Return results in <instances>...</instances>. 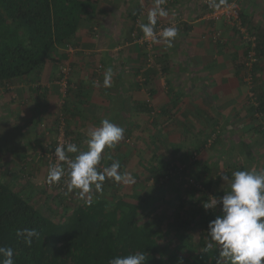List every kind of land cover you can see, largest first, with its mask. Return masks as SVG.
<instances>
[{
    "label": "crops",
    "instance_id": "obj_1",
    "mask_svg": "<svg viewBox=\"0 0 264 264\" xmlns=\"http://www.w3.org/2000/svg\"><path fill=\"white\" fill-rule=\"evenodd\" d=\"M89 1V13L83 15L73 39L60 45L52 60L44 62L31 77L10 83L9 89L0 86V135L4 136L0 139V176L3 179L11 180L14 189L24 187L31 191L33 201L39 193H47L49 197L45 201L52 198L42 188L49 171L44 155L54 144L55 124L60 114L81 150L87 149L88 130L98 127L103 119L122 127V141L114 149H105L102 155L120 161L130 153L125 141L134 136H146V140L154 141L157 136L175 141L179 138L177 141L184 145L181 151L192 153L214 128L218 133L215 144L209 149L199 148L195 158L217 164L218 171L213 166V176L206 173L203 180L208 182L210 177L211 183L221 180L225 184L219 189L221 193L226 187L230 190L236 165L224 169L222 175L220 166L236 155L232 151L229 157L219 150L228 146L235 149L237 144H242L246 149L244 163L240 165L248 166L245 167L248 170L264 171V150L253 147L264 144V130L261 131L252 114L248 87L237 76L241 75L237 66L242 50L238 54L236 50L241 42L230 24L222 21L218 25L206 18L201 0L161 3L167 15H157L156 25L176 27L178 35L171 47L163 39L153 42L154 60L149 62L145 47L132 39L131 30L138 20V31L142 32L140 25L149 22L156 0ZM245 1L249 4L242 9L253 18L255 0ZM214 34H218L216 39L212 37ZM61 64L70 67L65 96L57 84ZM98 66L100 69L96 71ZM108 69L113 73L112 83L105 87ZM257 76L264 84V56ZM150 110L155 114L151 115ZM151 155L137 154V158L149 159ZM27 157L30 162H26ZM199 167L196 165L195 170L201 176ZM222 176L229 179L224 181Z\"/></svg>",
    "mask_w": 264,
    "mask_h": 264
},
{
    "label": "trees",
    "instance_id": "obj_2",
    "mask_svg": "<svg viewBox=\"0 0 264 264\" xmlns=\"http://www.w3.org/2000/svg\"><path fill=\"white\" fill-rule=\"evenodd\" d=\"M171 1L163 0V4L166 2L168 5ZM89 2L0 0V86L9 89L10 83L31 77L38 73L44 62L52 60L58 47L73 39L83 15L89 13ZM230 2L239 5L235 0H202L201 5L204 13H208L212 6ZM238 17L240 27L233 21L230 24L243 47V59L237 66L241 75L237 76L249 89L247 96L252 114L263 131L264 84L259 82L257 70L264 56V28L253 23L244 9L238 10ZM222 21L229 24L226 20ZM157 29L158 25L155 26ZM134 31L136 35H133ZM141 34L143 32L138 31L135 22L131 30L132 39L137 41ZM251 51L255 53V61L248 67L245 61L250 59L248 53ZM145 52L148 59V52ZM151 57V61L154 60L152 49ZM66 132L69 133L67 128ZM215 133L216 130L211 129L192 153L181 151L183 145L177 141L179 138L175 141L174 138L155 137V141H152L154 151L161 147L165 154L153 152L149 159L146 156L139 158L137 166L140 169L131 171L135 183H131L128 190L123 189L122 182L106 179L102 192L91 193L90 205L86 203L87 198H81L70 212L61 216L50 209L46 211L43 205L37 204L38 201H33L31 191L24 187L14 189L11 180L0 176V247L13 249L14 264H108L116 256L141 251L146 255V264H226L219 257L217 247H207L210 241L205 239L203 233L197 239L194 233L195 227L208 230V223L220 214H213V208L205 209L203 205L229 191L228 187L222 193L216 191L219 179L217 183H211V169L214 166L218 171L217 164L199 162L195 158L199 148H211L215 144ZM0 139H4V136L0 135ZM74 141L77 144L75 137ZM54 146L55 138L49 151L54 150ZM232 151L233 146L219 150L220 154L225 153L229 157ZM130 155L126 153L121 161L103 157L99 168L102 170L112 162L119 161L120 171L125 173ZM164 157L169 158L164 160ZM30 160L27 157L26 162ZM198 164L201 176L196 174ZM225 165L227 169L237 165L235 171L245 167L233 164L232 158L225 160ZM206 173L211 175L208 182L203 180ZM141 183L151 184V194L141 191ZM42 188L50 192L49 195L55 193L61 197L68 194V191L59 193L49 190L46 184ZM166 196L168 208L158 207L159 199ZM48 197L46 195V199ZM63 199L70 198L64 196ZM196 215L199 220L195 218ZM23 229H35L38 233L31 245L26 244L23 237L17 236V231Z\"/></svg>",
    "mask_w": 264,
    "mask_h": 264
},
{
    "label": "clouds",
    "instance_id": "obj_3",
    "mask_svg": "<svg viewBox=\"0 0 264 264\" xmlns=\"http://www.w3.org/2000/svg\"><path fill=\"white\" fill-rule=\"evenodd\" d=\"M163 0H156V8L149 13V22L141 24L145 38L153 42L163 39L169 47L178 35L176 27L162 30L161 36L155 34L157 15L166 16L167 12L160 7ZM112 70L108 69L104 76V86L112 83ZM2 131V130H0ZM124 138V129L105 118L98 127L88 130L87 149L81 150L75 143L58 145L55 157L59 162H65L67 169L61 163L49 168L48 183H58L65 176L68 192L78 191L79 195L87 197L86 203H92L91 193L103 191L106 179L124 184L135 183L128 173L120 171L119 161L110 166L99 168L105 149H114ZM68 154H75L72 158ZM224 181L227 176L221 177ZM221 205L220 214L208 223L207 236L210 241L208 248L219 249V257L226 264H264V171L237 170L232 173L230 190L219 199L204 204L205 209ZM17 236L23 237L26 244L31 245L38 236L35 229L17 231ZM0 264H14V251L11 247H0ZM108 264H146L143 251L126 256H116Z\"/></svg>",
    "mask_w": 264,
    "mask_h": 264
},
{
    "label": "rangeland",
    "instance_id": "obj_4",
    "mask_svg": "<svg viewBox=\"0 0 264 264\" xmlns=\"http://www.w3.org/2000/svg\"><path fill=\"white\" fill-rule=\"evenodd\" d=\"M202 1V0H201ZM226 2V1H225ZM249 4L248 2H246L245 0L243 1H241V2H239L238 4V8L239 9H242V7L243 8H245L246 7V5L247 4ZM255 3H256V7L257 8H255L254 10H253V18L252 17H250L251 18V21L253 22V23H255V24H257V25H259L260 24V27H263L264 28V4L262 3V0H255ZM229 4V3H228ZM234 4V3H233ZM208 13H205V16H206V18H208V19H210L209 17H208V15H207ZM212 20V19H211ZM216 22L218 23V25H220V22H222V20H216ZM230 27V26H229ZM203 35L204 36H206L205 35V33H203ZM237 39H239V38H237ZM241 41H240V39H239V43H240ZM241 51L242 50V52H241V57H242V54H243V47H242V43H241V45L239 46V48H237V53L236 54H238V51ZM241 60L243 59V58H240ZM246 87V86H245ZM150 114L151 115H153V112H150ZM217 132V131H216ZM147 133V132H146ZM144 134H142L141 136H143ZM214 135H215V138H217L218 137V133H215V134H213V138H214ZM152 141L153 140H151V139H148V140H146V136H144V137H140V138H138V137H135L134 136V138H129V140H126L125 141V144L127 145V147H126V149H127V151L128 150H130V153H131V155H130V157H129V160L127 161V163H126V165H127V167H125V173H128V174H130L131 175V171H133L134 169H140V166H137V160H138V158H137V154L138 155H146L147 154V156L148 155H150L151 153H153V152H155V153H159V155H163V154H165L164 152H163V149L160 147V148H158V149H156L155 151H154V146H153V143H152ZM212 141V140H211ZM184 146V145H183ZM237 147H235V149H234V152H235V155H236V158H234V159H232V163L233 164H242V163H244V161H242L243 160V158H244V153H245V149H246V147L244 146V145H242V144H237L236 145ZM257 146L259 147V150H264V144H262V143H258V145L257 144H254V148L255 149H257ZM225 147V146H224ZM209 149V148H208ZM107 152H109V153H107V154H111V151L109 150V151H107ZM263 152V151H262ZM169 154V153H168ZM168 154H166V155H164V156H167ZM169 157H164V160H166V159H168ZM111 159V158H110ZM263 159H264V156H263ZM219 162H220V164H222L223 163V161L222 160H219ZM136 163V164H135ZM152 163H155V161H152ZM237 166V165H236ZM263 166H264V163H263ZM221 168V171H220V174L222 175V172H223V170L224 169H226V165H225V162H224V165H221L220 166ZM245 167H248V166H245ZM243 168V169H239L238 168V170H248L247 168ZM144 173V172H143ZM131 177H133L132 175H131ZM134 179H135V177H133ZM231 179V178H230ZM131 184H124V183H122V187H123V189L124 190H128L129 189V186H130ZM225 184H223V182L220 180L219 181V183H218V185L216 186V191L218 192L219 191V189H221V187L222 186H224ZM140 186H143V189L141 190V191H147V192H149L148 194H151V192H152V190H150L151 189V184H142L141 183V185ZM220 192V191H219ZM47 194V193H46ZM46 194H43V193H39L38 194V199L37 200H35V202H37V204L38 205H43V209L45 208L46 209V211H48L49 212V210L48 209H50V210H52L55 214H59L60 216L63 214V213H68V212H70L71 211V209L74 207V205L76 204V202L77 201H79L82 197L79 195V192L78 191H73V192H71V193H69L68 192V194H63L64 196H68L70 199H63L64 198V196L62 195L61 197L60 196H56V194L55 193H51V200H52V203H50V200H49V202L47 201V202H44L45 200L44 199H46L45 197H46ZM167 195L169 196V192H167ZM186 195L187 196H190L189 195V193L187 194L186 193ZM48 196V195H47ZM83 198H85L86 199V197H83ZM168 199V197L166 196V197H164L163 199H159V205H158V207H166V208H168V203H166V200ZM165 201V202H164ZM44 202V203H43ZM168 202V201H167ZM172 205V204H171ZM173 206V205H172ZM48 207V208H47ZM171 207V206H170ZM196 207V206H195ZM220 208H221V206H219V207H217V208H213L212 209V211L214 210V214L215 213H217V212H219L220 213ZM211 209V208H210ZM194 214V216H195V213H193ZM197 220H199V216L198 215H196V217H195ZM206 226V225H205ZM194 233H195V236H196V238L195 239H197V236L200 234V233H203V235L205 236V239H207L208 238V236L206 235V233H207V228H205V227H199V228H196L195 227V230H194Z\"/></svg>",
    "mask_w": 264,
    "mask_h": 264
},
{
    "label": "built area",
    "instance_id": "obj_5",
    "mask_svg": "<svg viewBox=\"0 0 264 264\" xmlns=\"http://www.w3.org/2000/svg\"><path fill=\"white\" fill-rule=\"evenodd\" d=\"M167 2V1H166ZM166 2L164 4H166ZM234 2H230L229 4H216L211 7V10L208 12V17L214 21L216 20H226L229 24H233L235 22L238 27H240V20L238 17V5ZM139 21L136 20V26H138ZM168 26H164L163 24H158V29L155 30V34L159 37L162 34V30L167 28ZM133 35H136V31L133 32ZM213 39H216L218 37V34H214ZM253 40V38H250ZM137 41L140 44H143L146 51L148 52V61L150 62L151 57V49L153 46V40L150 38H145L144 33L139 35L137 37ZM252 46H254V43H252ZM248 55L250 56V59L248 61H245V65L250 67V64L252 61H255V53L253 51L249 52ZM100 69V66L96 68L95 70L98 71ZM58 79L57 84L59 85L60 92L63 96H65L68 88V76L70 73V67L68 65H61L58 69ZM249 79V78H247ZM56 128V135H55V146L56 148L58 145H67L68 143H75L74 137L66 132V122L62 114H60L57 124L55 126ZM70 158H72L71 154H68ZM45 158L47 159V162L49 164V167L61 163L62 166L67 169V164L65 162H59L57 158L55 157V149L52 151H49L48 153H45ZM68 179L67 171L65 172V176L61 179L58 183H46V186L49 190H54L59 193H65V191H68L66 181Z\"/></svg>",
    "mask_w": 264,
    "mask_h": 264
}]
</instances>
